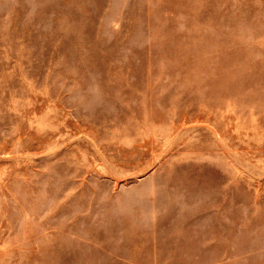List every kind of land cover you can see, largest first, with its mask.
I'll list each match as a JSON object with an SVG mask.
<instances>
[{
	"label": "rangeland",
	"instance_id": "obj_1",
	"mask_svg": "<svg viewBox=\"0 0 264 264\" xmlns=\"http://www.w3.org/2000/svg\"><path fill=\"white\" fill-rule=\"evenodd\" d=\"M0 264H264V0H0Z\"/></svg>",
	"mask_w": 264,
	"mask_h": 264
}]
</instances>
